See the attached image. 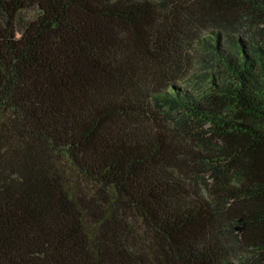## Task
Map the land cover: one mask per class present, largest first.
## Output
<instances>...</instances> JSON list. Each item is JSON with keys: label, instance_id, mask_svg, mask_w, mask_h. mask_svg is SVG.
Returning a JSON list of instances; mask_svg holds the SVG:
<instances>
[{"label": "trees", "instance_id": "trees-1", "mask_svg": "<svg viewBox=\"0 0 264 264\" xmlns=\"http://www.w3.org/2000/svg\"><path fill=\"white\" fill-rule=\"evenodd\" d=\"M0 264H264V0H0Z\"/></svg>", "mask_w": 264, "mask_h": 264}]
</instances>
